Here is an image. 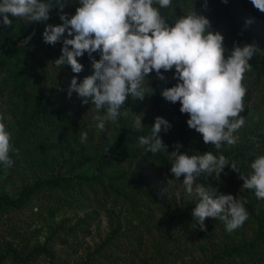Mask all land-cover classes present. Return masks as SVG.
Listing matches in <instances>:
<instances>
[{
    "label": "rangeland",
    "instance_id": "374dc122",
    "mask_svg": "<svg viewBox=\"0 0 264 264\" xmlns=\"http://www.w3.org/2000/svg\"><path fill=\"white\" fill-rule=\"evenodd\" d=\"M18 22L33 23L16 18L15 23ZM262 28L264 31V22ZM221 35L227 52L228 29ZM47 68L42 87L57 90L55 103L65 108L69 122L64 127L45 129L33 142L51 145V151L41 149L17 168L0 174V195L8 199H15L36 181L78 174L90 176L106 147L117 138L123 137L139 149L138 137L150 134L157 117L170 125L167 131L162 126L158 134L164 139L195 132L188 128L189 117L179 111V102L172 104L162 96L164 90L178 82L171 77L148 80V84L146 81L144 98L130 96L120 109L118 120H106L105 130L101 131L95 117L103 116L105 111H98L90 99L82 104L76 93L69 97L67 90L72 78L55 64ZM242 84L247 90L243 99L247 118L233 134L237 143H225L221 149L233 151L250 141L254 137L252 132L259 129L262 139L258 142L257 156L264 155L261 86L244 81ZM35 93V86L23 92L0 90V122L10 133L12 146L17 127L31 109ZM137 116L141 117L142 128L135 124ZM84 132L87 140L82 141ZM79 157H89L90 161L73 168ZM102 174L99 184L41 190L31 195L22 208L0 211V264H250L235 252L264 235V199H258L254 190L244 189L242 180L230 186L205 188L213 194L246 201L248 219L229 232L219 219L206 218V230L201 231L191 214L199 196L195 191L189 194L183 184L150 170L140 152L107 163ZM141 178L148 181L150 197L142 192ZM42 245L49 256L26 258L31 250Z\"/></svg>",
    "mask_w": 264,
    "mask_h": 264
},
{
    "label": "clouds",
    "instance_id": "9594fccd",
    "mask_svg": "<svg viewBox=\"0 0 264 264\" xmlns=\"http://www.w3.org/2000/svg\"><path fill=\"white\" fill-rule=\"evenodd\" d=\"M226 3L227 0H224ZM251 4L264 13V0H250ZM75 14L59 15L62 24H47L42 33L44 43L55 45L62 41L61 55L53 63L57 67L69 66L79 74L83 65L78 62L85 53L92 60L93 74L78 83L74 76L67 90L68 96L76 93L82 104L89 99L95 108L104 110L103 116H96L97 128L105 130V121L116 122L120 109L128 98L143 99L146 94V77L155 72L160 80L165 77L161 70L174 69V86L163 91L164 99L172 104L179 102V111L187 114L189 129L201 135L205 145L220 150L225 143L235 145L233 134L244 125L243 86L244 73L251 70L249 61L261 51L255 44L242 47L233 44L225 56L224 37L210 30V22L191 8L186 15L168 23L161 15V8H169L172 0H78ZM158 5L159 7H155ZM64 0H0V24L11 27L9 17L22 18L30 22H45L49 13L57 8L61 13ZM252 21H246L251 24ZM98 53L99 59H93ZM148 84V81H147ZM2 119V117H0ZM135 124L142 128L141 117ZM170 127L167 121L157 117L146 136H139L138 143L148 153H166L159 133ZM11 135L0 122V164L12 166L10 152L16 151L10 143ZM81 140H87V133H81ZM169 154L170 172L176 179L183 178L186 191L199 196V202L192 211V217L205 231L206 218L219 219L231 232L248 219L246 201H239L232 195L210 193L203 184L197 183L203 173L218 176L225 167L233 171L235 162L223 155H189L181 153L180 145ZM251 172L240 175L244 189L254 190L258 199H264V155L257 156L250 164Z\"/></svg>",
    "mask_w": 264,
    "mask_h": 264
},
{
    "label": "trees",
    "instance_id": "16d2710c",
    "mask_svg": "<svg viewBox=\"0 0 264 264\" xmlns=\"http://www.w3.org/2000/svg\"><path fill=\"white\" fill-rule=\"evenodd\" d=\"M64 3L63 12L61 13L55 8L49 13V20L45 22L15 23L16 18L10 16L9 18L13 21L11 27H4L0 24V90L23 92L29 86H35L36 89L31 101V109L23 116L17 127L13 142V149L16 151L10 152L13 164L9 168L0 164V174L9 172L10 168H17L28 156L37 154L41 149L51 151L53 148L51 145L33 144V142L45 129L64 127L69 122L65 108L59 107L55 103L57 90L54 88L45 90L42 87V81L48 69L47 65L54 64L53 61L59 58L63 46L62 41L66 38L65 34L61 37V41L55 45L44 43L42 33L46 26L45 23L60 25L62 21L59 19V15L67 13L71 16L75 14V9L80 6L78 0H64ZM154 6L159 7L158 5ZM191 8L209 20L211 31L221 34L225 28L228 29L229 40L227 43L229 49L225 56L231 52L234 43L241 47L244 44H255L261 50L249 61L251 70L244 73L243 81L247 84L254 83L261 86V104L264 106V31L262 28L264 13L257 10L250 0H227L226 3L224 0H172L171 6L161 8L160 13L171 24L176 18L186 15ZM248 20H251L252 23L246 24ZM77 59L83 65L81 73H73L69 66L61 67L70 78L75 76L77 82L80 83L85 77L93 74L92 60L88 58L86 53ZM93 59H99L98 53L93 54ZM174 71V69L168 72L161 70V73L167 79L173 77ZM146 80L160 79L157 78L155 72H152L146 77ZM240 115L244 117L245 123L246 112H242ZM252 134L254 137L250 141L238 146L231 152H224L222 149L216 150L210 144L205 145L196 132L188 131L176 137L165 139L159 135L167 148L166 153L159 152L157 154L148 153L143 147L135 149L127 139L119 137L106 147L90 176L78 174L72 177L36 181L31 187L23 189L15 199H8L0 195V211L22 208L31 195L41 190L70 189L91 183L99 184L103 177L102 171L107 163L134 156L138 152L142 154L150 170L158 172L166 179L181 185L183 178L176 179L170 172L171 162L168 155L177 150L175 145L181 146L178 149L181 153L195 155L210 151L214 155L223 154L229 160V166L235 162L236 169L234 171L225 167L219 176L216 173L208 174L205 172L196 181L203 184L204 187L230 186L241 180L240 175L247 176L251 172L250 164L257 157V152L260 149L258 142L262 139L259 129H255ZM89 161V157H79L72 166L73 168H80ZM139 182L143 194L150 197L152 193L149 191L148 181L141 178ZM235 253L246 258L250 264H264V235L261 234L255 243L248 244L244 249L236 250ZM49 254L45 245H42L31 250L26 258L29 259L35 255L49 256Z\"/></svg>",
    "mask_w": 264,
    "mask_h": 264
}]
</instances>
